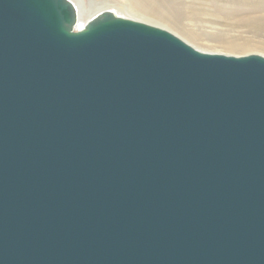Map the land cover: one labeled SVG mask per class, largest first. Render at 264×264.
Masks as SVG:
<instances>
[{
	"label": "water",
	"instance_id": "water-1",
	"mask_svg": "<svg viewBox=\"0 0 264 264\" xmlns=\"http://www.w3.org/2000/svg\"><path fill=\"white\" fill-rule=\"evenodd\" d=\"M70 0H0V264H264V56Z\"/></svg>",
	"mask_w": 264,
	"mask_h": 264
},
{
	"label": "bare ground",
	"instance_id": "bare-ground-1",
	"mask_svg": "<svg viewBox=\"0 0 264 264\" xmlns=\"http://www.w3.org/2000/svg\"><path fill=\"white\" fill-rule=\"evenodd\" d=\"M70 1L74 4L78 13L77 30H83L86 25L98 15L105 12H112L116 16L124 19L145 23L167 30L200 52L237 57L251 55L235 54L233 51L240 50L247 46V44H241L237 41H229L224 38L216 40L229 51L228 53L201 48L199 45L197 46L196 42L202 37L198 33L186 29L181 23L184 14L183 7L186 0H115L113 3L92 0V5H90V7L84 0ZM197 2L208 6L212 13L214 12L217 16H233L234 14L237 15V13H241L242 16L245 13L251 15L253 13L264 14V0H190L192 6L193 4H197ZM248 17L246 19V24L251 30L255 32L264 31V18H254L250 17V15H248ZM241 20L244 21L243 19ZM160 22L168 23L172 28L169 29L168 26L163 25ZM208 38L211 40L214 39L213 37ZM261 50L263 51L264 49ZM257 55L264 56V53H258Z\"/></svg>",
	"mask_w": 264,
	"mask_h": 264
},
{
	"label": "rangeland",
	"instance_id": "rangeland-1",
	"mask_svg": "<svg viewBox=\"0 0 264 264\" xmlns=\"http://www.w3.org/2000/svg\"><path fill=\"white\" fill-rule=\"evenodd\" d=\"M84 1L89 7L90 5H92V0ZM96 1L113 3L115 0ZM190 5V0H186L183 7L184 14L182 16L181 23L186 29L198 33L202 37L196 42L197 46L199 45V47L201 48L218 50L223 53H228L229 51L224 48L222 44L217 42V40L224 38L228 39L229 41H237L241 44H247V46L243 47L242 49L233 51L237 55L264 53V50H261L264 49V31L255 32L251 30V28H249L246 24L248 15L254 18H264L263 13H253L252 15L254 16L246 13L243 14V16L241 13H237V15L234 14L233 16H217L214 12L212 13L211 9L208 6L203 5L200 2H197V4L195 5L193 4V6ZM241 19H243L244 21H242ZM160 23L168 26L169 29L172 28L168 23ZM208 37H213L214 39L211 40Z\"/></svg>",
	"mask_w": 264,
	"mask_h": 264
}]
</instances>
